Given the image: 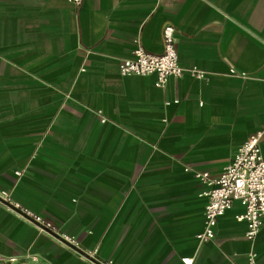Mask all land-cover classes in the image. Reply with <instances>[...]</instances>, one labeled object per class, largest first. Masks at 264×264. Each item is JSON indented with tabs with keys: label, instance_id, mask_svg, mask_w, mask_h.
<instances>
[{
	"label": "crops",
	"instance_id": "0c3cea01",
	"mask_svg": "<svg viewBox=\"0 0 264 264\" xmlns=\"http://www.w3.org/2000/svg\"><path fill=\"white\" fill-rule=\"evenodd\" d=\"M166 23L181 75L120 76ZM263 114L264 0H0V190L56 231L0 200L2 264H264V218L246 239L236 201L198 241L192 175H217Z\"/></svg>",
	"mask_w": 264,
	"mask_h": 264
},
{
	"label": "built area",
	"instance_id": "2783aa9c",
	"mask_svg": "<svg viewBox=\"0 0 264 264\" xmlns=\"http://www.w3.org/2000/svg\"><path fill=\"white\" fill-rule=\"evenodd\" d=\"M75 6L82 0H65ZM174 26L166 23L160 31L162 49L160 53H152L135 44L131 54L127 58L117 62L116 70L120 76L153 75L155 86L162 85L168 77H178L182 68L178 64L177 53L174 47ZM233 73V70H229ZM195 78H203L204 73L195 68L188 71ZM171 102L176 103L177 99ZM169 104V101H164ZM264 138V114L260 126L251 133L240 145H238L231 159L222 167L220 172L211 176L206 172L192 171L193 177L205 186L201 192L206 197L202 212V229L196 235L199 242L211 240L214 237L216 219L233 201L241 206V212L234 216L236 221L244 223V237L252 240L264 218V158L260 154L259 142ZM187 170V169H185ZM22 170H16L13 174L21 176ZM0 200L8 207L18 210L27 221L35 227L54 232V226L44 220L40 215L21 208L12 201L7 190H0ZM64 240H70L64 234H58ZM253 257V254H251ZM31 261H36V255H29ZM13 257L0 256V264L13 261ZM182 263L190 264L191 258H181ZM105 264H114L111 259H106Z\"/></svg>",
	"mask_w": 264,
	"mask_h": 264
},
{
	"label": "water",
	"instance_id": "95a60500",
	"mask_svg": "<svg viewBox=\"0 0 264 264\" xmlns=\"http://www.w3.org/2000/svg\"><path fill=\"white\" fill-rule=\"evenodd\" d=\"M18 211V210H17Z\"/></svg>",
	"mask_w": 264,
	"mask_h": 264
}]
</instances>
